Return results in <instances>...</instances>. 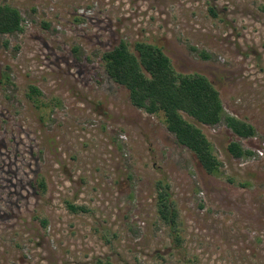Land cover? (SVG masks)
I'll use <instances>...</instances> for the list:
<instances>
[{
  "label": "rangeland",
  "instance_id": "1",
  "mask_svg": "<svg viewBox=\"0 0 264 264\" xmlns=\"http://www.w3.org/2000/svg\"><path fill=\"white\" fill-rule=\"evenodd\" d=\"M0 4L22 18L0 35V264H264V0ZM120 41L207 78L254 136L184 115L220 163L206 172L106 74L102 54ZM232 142L252 155L234 158Z\"/></svg>",
  "mask_w": 264,
  "mask_h": 264
},
{
  "label": "trees",
  "instance_id": "2",
  "mask_svg": "<svg viewBox=\"0 0 264 264\" xmlns=\"http://www.w3.org/2000/svg\"><path fill=\"white\" fill-rule=\"evenodd\" d=\"M212 15H215L211 12ZM22 30V18L17 9L0 4V35ZM134 52L120 41L112 50L102 54L106 74L112 81L129 93L131 104L149 115L162 114L168 132L176 142L192 152L203 169L209 174L218 171L220 163L212 153L211 145L201 130L184 115L199 125L215 126L221 122L237 137L254 136L252 126L223 114L218 92L210 81L200 74H177L162 49L153 44L138 42ZM207 58L206 54H201ZM29 94L40 96L35 87ZM228 152L234 158L251 156L240 144L232 142ZM158 215L165 223L174 224L177 214L169 201V186L159 182ZM71 211L77 208L70 206ZM101 264V263H98Z\"/></svg>",
  "mask_w": 264,
  "mask_h": 264
}]
</instances>
